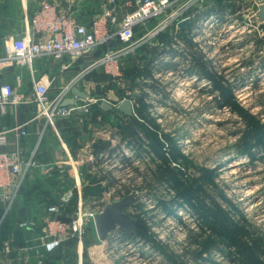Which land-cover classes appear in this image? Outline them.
Wrapping results in <instances>:
<instances>
[{
  "label": "rangeland",
  "instance_id": "1",
  "mask_svg": "<svg viewBox=\"0 0 264 264\" xmlns=\"http://www.w3.org/2000/svg\"><path fill=\"white\" fill-rule=\"evenodd\" d=\"M215 1L208 0L209 5H214ZM222 1L249 3L244 11V20L260 27L245 28L253 31L264 27V22L259 16L264 4L255 5L254 0ZM100 2L103 1H95V4L98 5ZM97 16L98 14L94 18ZM242 28L244 29V27H237L229 33L223 31V28L218 30L216 37L212 35L211 39L206 41L207 45L209 42L212 45L205 49L207 53L201 52L199 55L204 62L212 63L213 73L223 76L226 83L232 85L237 99L252 114L259 116L261 125H264V31L257 34L260 40L257 46L253 38L255 32L250 33L249 30H245L242 33ZM143 31L145 30L140 32ZM169 31L173 34V29ZM203 34L209 36L208 32ZM261 42H263L262 46ZM156 44L157 41H154L148 45ZM140 49L120 61L121 75L119 77L114 78L108 75L105 68H99L87 74V78L102 84V90L97 92V96L103 103H115L118 109L120 102L125 99L131 100V96H134L126 72L141 67ZM103 51L104 49H99L83 58L84 66L93 63ZM208 57H212L213 60H206ZM193 63L190 62L189 67ZM184 69L187 70V67ZM182 73H185V77L187 76V72L182 69L176 72L158 69L153 71L155 79L160 81L163 89L165 88L167 98L162 93L146 88L152 100L151 105L154 107L151 115L157 118V123L161 125L160 129L172 139L165 141L166 152L172 156L169 151L174 149L177 154L182 153L187 156L189 163L181 168L188 179L205 182L200 189L207 194L208 204L218 203L221 208L218 214L236 223H239L242 217H246L248 227L251 229L250 237L259 238L260 242L264 243V149L260 147L261 145L251 146L250 143V146L246 143L241 146L243 137L241 135L245 129L243 119L229 108L219 107L216 104L214 99L218 91H214L208 80L188 79L182 76ZM135 93L137 95L139 91ZM69 119H64V121L67 120L65 123ZM71 119L69 121H72ZM89 120H91L90 117ZM109 120L113 125L118 122L114 114L109 116ZM64 121L63 124L68 125ZM114 130L117 133L122 132L116 126ZM73 133L77 135L74 138L76 140L73 139L70 143L56 133L54 136L49 135V140L44 139L31 173V176L33 173L37 175L38 179L31 183V176H29L26 180L23 189L27 188V194L22 202L23 207L18 209L19 216L31 211L30 217L27 218L38 217L42 224L48 217L46 213L48 207L57 203L67 190L73 188L74 178H76L71 171L73 168L62 165L65 160L62 157L64 156L63 142H67L69 148L77 146V137L80 134L75 131ZM263 134L262 144H264ZM34 143L32 146L36 145ZM118 144L122 143L119 141ZM49 147L54 149L53 158L50 159L42 156L44 151L50 149ZM122 147L123 151L128 150V143ZM241 149L247 153L242 154ZM78 154L83 156L82 153ZM145 158L146 160L142 163H135L136 167H141L143 173L149 163H152L149 156ZM92 163L88 162V165ZM179 163L176 162L174 165ZM104 165L95 168L93 172H99L101 168L106 167ZM60 170L65 174H61ZM46 172L53 176L42 174ZM130 177H133V173L127 172L122 178L127 181ZM132 188L134 189H131L132 194L129 196L131 202L125 212L131 213L132 216L136 213V209H133L131 204L133 205L134 198H137L135 195L139 193L140 201L148 213L151 238L123 239L120 237V228L117 227L107 240L101 241L97 229L89 223L83 243L68 242L63 249L65 250L63 258L55 261L54 264H179L182 261L187 264H231L224 253L216 249L210 250L203 259L197 261L185 251L192 245V237L201 233L199 218L201 217L202 221L206 218L202 214V209L194 204V200H181L178 207L176 198H173L174 193L166 183L157 187L151 194H148V190L145 189L141 195L135 187ZM120 201L122 200L113 201V204ZM131 220L134 221V218L131 217ZM4 221L1 218L0 227ZM38 229L35 227L33 232L39 231ZM261 248L263 249V246Z\"/></svg>",
  "mask_w": 264,
  "mask_h": 264
},
{
  "label": "built area",
  "instance_id": "2",
  "mask_svg": "<svg viewBox=\"0 0 264 264\" xmlns=\"http://www.w3.org/2000/svg\"><path fill=\"white\" fill-rule=\"evenodd\" d=\"M76 1L40 0L30 19V32L12 39L4 45V56L0 57V64L12 63L33 69L34 63L39 60L54 59L61 61L69 68L76 61L82 60L99 49H104V51L98 59L82 69L66 87L55 91V94L52 92L55 82L53 79L48 82L34 79L32 102L35 104L36 110L32 118L21 126L2 129L0 131V146H9V135L13 132H20L22 137H27L29 135L27 127L34 121L42 119L49 125H55L56 122L68 119L78 111L85 112L86 115L89 114L94 101L90 100L86 105L77 103L74 106L64 105L67 94L77 88L87 74L96 69L105 68L108 75L114 78L119 77L121 75L119 64L125 56L157 41L162 33L171 29L178 31L184 22H189L188 26L193 27L191 37L196 46L195 50L199 53H207L205 49L212 45L210 42L207 45L206 41H209L212 35H214L212 37H216L218 30L222 28L223 31H228L227 33L236 30L237 27H244L241 29L242 33L245 30H249L250 33L255 32L254 34H261L264 31V27L256 28L253 31L245 28L260 27L244 20V11L249 4L245 2H241L242 7L236 8V10H225L221 16L205 14L196 20V16L200 15L199 11L210 6V1L104 0L105 5L98 13L97 18L90 22H82L73 16L72 8ZM253 3L260 6V4H264V0H254ZM63 5L68 7L67 12L62 11ZM121 14H123L122 19H120ZM212 16L215 19H212ZM141 30L145 31L140 32ZM205 32H208L209 36H204ZM177 33L174 35L176 36ZM259 43L256 45L258 46ZM262 44L263 42H261V46ZM174 49L178 48L174 46ZM179 51L188 56L186 62L190 63L191 55L186 54L184 48ZM169 60L177 62L179 58H170ZM206 60L212 61L213 58L208 57ZM185 78L199 80V78L193 79L188 75ZM15 97L17 96L14 86L10 83H3L0 86V109L6 110L9 106L16 105ZM24 127H26L25 130ZM40 147V141H38L27 152L25 146L20 143L15 151L0 153V201H9L6 215L19 200L24 184L31 176ZM125 154L129 158L133 157L130 150H125ZM82 155L71 161L73 166L79 170L84 164L96 161L92 153L82 152ZM102 158L106 160L105 169L114 170L116 168L117 164L110 165L107 154ZM82 179V176L74 178L73 188L67 190L57 203L48 207V212H46L48 217L42 224L38 217L20 222V228L23 231H33L35 227L39 228V231H36L34 238H26L25 246H15V240L11 239L9 243L5 244L4 253L9 254L18 249L20 252L27 253L28 258L33 255L42 263V259L52 255L54 251H58L72 240L83 243L88 224L95 227L96 218L105 211L107 206L112 205L113 201L119 199H112L115 189H111L99 202L85 200L83 196L84 180ZM75 197L78 198L76 209L68 214L69 220L62 219L61 217L68 213V208L72 205Z\"/></svg>",
  "mask_w": 264,
  "mask_h": 264
},
{
  "label": "trees",
  "instance_id": "3",
  "mask_svg": "<svg viewBox=\"0 0 264 264\" xmlns=\"http://www.w3.org/2000/svg\"><path fill=\"white\" fill-rule=\"evenodd\" d=\"M215 2L218 10H224L228 6L222 0H216ZM191 31L192 29L190 27L181 28L177 36L167 31L159 35L156 45H145L140 49L139 59L142 64L141 67L126 72V76L131 85L130 89L134 92V96L130 98L135 110L133 117L126 116L114 108L104 110L100 106L101 103L93 106L92 110L94 115H96L94 116L95 119L100 115V119L103 122L112 125L113 123L109 120V116L111 114L116 116L118 119L116 127L122 132H115L114 135L118 138V142L120 141L122 144L113 146L111 140L100 139L89 146L96 161L92 164L84 165L81 168L82 176L86 182V186L83 189V196L85 200L99 202L111 189H115L112 199L123 200L132 194V190L134 189L132 187H135L140 193L146 189L149 192L148 194H151L157 187L166 183L172 189L174 193L173 198H176L175 202L178 207L180 206L179 202L181 200H194V204L200 207L202 214L206 216L203 221L201 217L199 218L201 220L199 223L201 233L193 236L191 239L192 245L185 249L196 261L203 259L204 255L210 250L216 249L223 252L231 264H264V243L262 241L260 242L259 238L250 237L251 229L248 227L246 217H242L240 222L236 223L228 217H222V214H218L219 209H221L218 203L212 202L208 204L207 194L204 190L200 189V186L203 187L205 182H198V179L187 178L181 168L189 163L187 156L182 153L177 154L174 149L172 151L169 149V153L171 152L172 156L167 154L165 141L167 142L172 139L160 129L161 125L157 123V118L151 115V110L154 107L151 105L152 100L149 93L146 92V88L162 93L167 98L165 88L163 89L160 81L155 79L153 71L158 69L159 71L176 72L178 70V63L164 61V58L169 54L172 59L174 58L172 55L176 51L173 47L177 45L178 41L186 43L188 47L193 49L194 44ZM253 38H255V44L260 42L257 34H254ZM199 54L197 52L192 54L191 63H194L190 68H187V71H196V74L201 77L200 80L207 79L210 86H213L214 91H218V98L215 97L214 99L216 104L219 107L229 108L243 119L245 129L241 135L243 136L241 146L244 143L250 146V143L251 146L261 145L260 147L264 149V144H262L264 125H261L260 117L252 114L249 109H246L242 105L234 94L232 85H228L223 76L213 73L211 69L212 63L204 62ZM136 91H139L137 95L135 93ZM127 143L128 150L135 157L129 158L126 156L125 151H123L122 146ZM76 148L78 147L73 146V150ZM240 152L242 154L247 153L243 149ZM106 154L108 155L107 160L110 161V165L117 164L116 168L109 170L103 167L99 172H93L95 168L103 166L106 163V160L102 158ZM146 156H149L152 163H149L143 173L141 167H136L135 163H142V161L146 160ZM176 162L180 163L175 166L174 164ZM127 172L133 173V177L125 181L122 177ZM138 194L135 195L137 198H134L133 205L131 204L132 208L136 209V213H133L132 217L136 223L137 231L120 228V237L123 239L142 240L152 235L148 225V213L145 211ZM77 197H75L72 205L68 208V213L61 217L62 219H70V216L67 214L74 212L76 209ZM70 243H77V241L72 240ZM261 246H263V249ZM191 248H194V250H191ZM63 249L64 247L57 251L56 257L51 256L54 262L63 258V254L65 253ZM179 264L187 263L182 261Z\"/></svg>",
  "mask_w": 264,
  "mask_h": 264
},
{
  "label": "crops",
  "instance_id": "4",
  "mask_svg": "<svg viewBox=\"0 0 264 264\" xmlns=\"http://www.w3.org/2000/svg\"><path fill=\"white\" fill-rule=\"evenodd\" d=\"M40 0H0V57L4 56V45L9 42L10 40L21 37L24 35H27L30 32V19L33 16L34 9L39 5ZM54 1V0H52ZM95 1L99 0H77L75 5L73 6V16L77 17L82 22H90L92 19H94L95 15H97L104 7L105 1L100 0L103 2H100L95 4ZM227 7H225L224 10H218L214 5H210L208 8L204 7L199 12L200 15L196 16V20L200 18L201 15L205 14H218L222 15V13L226 10H236V8L242 7L240 2L235 3L234 1H226L224 2ZM238 4V5H237ZM68 7L62 6V11L67 12ZM98 9V12L96 10ZM122 15L120 19H122ZM182 28V27H181ZM186 28H189L187 25ZM191 29L193 27H190ZM179 31V30H178ZM177 30L173 29V34L178 32ZM175 36V35H174ZM177 36V35H176ZM194 44V43H193ZM175 49V54L172 56L176 59L179 58V61L173 62L178 63L179 68L178 70L182 69L183 71H186V75L189 77H193V79L200 80V76L196 74V71L194 72H188L184 67L190 68V63L186 62V59L188 56L185 54L180 53L179 49L184 48L185 53L188 54L192 59V52L193 54L195 52L199 53L196 49V46L194 44V48L188 47L186 43L182 41H178ZM174 48V47H173ZM171 58L170 54L164 58V60H169ZM173 58V59H174ZM84 59L76 61L74 65L67 68L66 65H63L61 61H55L54 59H42L37 62H35L33 65V69H30L28 67H23V65H16L12 63H2L0 64V86L3 83H10L14 86L15 89V101L16 105L9 106L6 110L0 109V131L5 128H15L18 126V108L21 110V121L22 124H25L27 121H29L34 111L36 110L35 104H33V96H34V79L43 80L44 82L51 81L52 79L55 81L54 86L52 89L53 94H55V91L62 89L66 87V85L71 82V80L79 74V72L86 68L87 66L83 64ZM76 68H78L76 70ZM170 72V71H169ZM182 75H185L182 74ZM207 80V79H204ZM80 85L77 87L80 91L84 92L89 96L88 99H83L73 93V90H71L67 94L66 101H74V105L76 103L79 105H86V103L94 101L95 103L92 104L90 107V113L86 115L85 112L78 111L74 113L70 119L72 121L66 122L68 125L63 124V120H60L56 122L55 125H49L45 120H37L28 125V132L29 135L27 137H22L20 135V132H13L9 135V146L2 147L0 146V153L7 152V151H15L19 144L25 146L26 151H30V149L33 147L32 144H36L38 141H40V146L44 142V139L47 138L49 140L50 136L56 133L57 135H61L67 142L73 141L76 134L73 132L79 133V137H77V147L75 150L73 148H69L70 146L67 145V142H63L64 147V164L62 165H68L72 166L73 169H71L72 174L78 178V176H82L81 169L75 168L73 166L72 160L77 158L79 155L78 153L87 152V154H91L92 150L90 149V145L97 142L100 139L104 140H111L113 146L118 144V138L115 137L114 133L116 132L114 130V126L116 125H110L106 122H103L100 119V115L97 116L95 119L94 113H93V106L98 105L102 100L98 98L97 92L102 90V84L96 83L99 81H94L91 78H87V76L81 81ZM99 85V87H97ZM101 87V89H100ZM100 89V90H99ZM107 104H110L114 106L113 108L115 110L117 109V104L111 103V102H105ZM121 103V102H120ZM119 103V104H120ZM103 101L101 102L100 106L103 107ZM69 105V106H74ZM119 106V105H118ZM112 108V109H113ZM111 110V109H109ZM89 117L91 120H89ZM67 121V120H65ZM64 121V123H65ZM65 123V124H66ZM26 127H24V130ZM73 136V138H72ZM76 140V139H74ZM50 146V145H48ZM75 146V145H74ZM49 150L44 151V155L42 153V156H45L47 158H53V147H49ZM85 150V151H84ZM56 159V157H54ZM62 163V162H61ZM85 165V164H84ZM83 167V166H82ZM61 171V170H60ZM59 172V171H58ZM64 171H61V174ZM42 174H48L50 177L53 176L51 173H42ZM30 182L34 183L37 181V175L33 173V175L30 177ZM83 178V176H82ZM84 180V178L82 179ZM84 182V187L86 186V182ZM83 187V189H84ZM27 194V188H24L21 192V196L19 200L15 203V205L10 209L8 214L6 215L7 208L9 201H0V221L1 218L4 219V223L2 227H0V264H54V261L52 260L53 257L46 256L44 259H42V263L35 258L33 255L32 257H27V253L20 252L18 249L16 251H13L9 254L4 253V247L6 243H9L11 239L15 240V246H25L26 245V238L28 239L30 236L34 238L35 233L33 231H23L20 228V223L22 221H26V219H29L27 217H30V212H25L22 216H19L20 213L18 210L19 208L23 207L22 203L24 201V197ZM26 205V203H25ZM28 208V206H26ZM30 210V209H29ZM68 215V214H67ZM34 229V228H33ZM35 230V229H34ZM26 232V233H25ZM31 233L33 235H31ZM3 237V238H2ZM53 261V262H52Z\"/></svg>",
  "mask_w": 264,
  "mask_h": 264
},
{
  "label": "water",
  "instance_id": "5",
  "mask_svg": "<svg viewBox=\"0 0 264 264\" xmlns=\"http://www.w3.org/2000/svg\"><path fill=\"white\" fill-rule=\"evenodd\" d=\"M261 21L264 22V6L262 7V13L259 14ZM189 22H184L180 25L182 28H186ZM73 93L83 99H88L89 96L84 92L80 91L78 88L73 89ZM74 101H67L64 103L65 106L74 105ZM114 106L104 103V110L112 109ZM21 109L18 108V126L22 125L21 121ZM118 110L124 113L126 116L133 117L135 114L134 106L131 100H123L119 106ZM131 197L125 198L122 201L109 205L106 207L105 211L99 215L95 220V227L98 237L101 241L107 240L108 236L115 231L117 227L122 229H131L137 231L135 221L131 220L132 214L125 212V209L130 205ZM52 256H57V251L52 253Z\"/></svg>",
  "mask_w": 264,
  "mask_h": 264
},
{
  "label": "bare ground",
  "instance_id": "6",
  "mask_svg": "<svg viewBox=\"0 0 264 264\" xmlns=\"http://www.w3.org/2000/svg\"><path fill=\"white\" fill-rule=\"evenodd\" d=\"M216 16H221V15H218V14H215ZM222 15H223V13H222ZM212 19H215V17L214 16H212L211 17Z\"/></svg>",
  "mask_w": 264,
  "mask_h": 264
}]
</instances>
